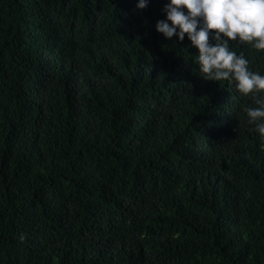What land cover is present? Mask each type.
I'll use <instances>...</instances> for the list:
<instances>
[{
    "label": "trees",
    "instance_id": "16d2710c",
    "mask_svg": "<svg viewBox=\"0 0 264 264\" xmlns=\"http://www.w3.org/2000/svg\"><path fill=\"white\" fill-rule=\"evenodd\" d=\"M166 2L0 0V264H264L258 105L156 31Z\"/></svg>",
    "mask_w": 264,
    "mask_h": 264
},
{
    "label": "clouds",
    "instance_id": "9594fccd",
    "mask_svg": "<svg viewBox=\"0 0 264 264\" xmlns=\"http://www.w3.org/2000/svg\"><path fill=\"white\" fill-rule=\"evenodd\" d=\"M149 0H138L137 9ZM156 31L174 44L185 38L197 49L194 63L205 80L228 81L242 96L251 95L258 106L244 109L247 123L264 139V75L249 67V59L232 50L239 41L264 50V0H167ZM176 37L177 40H173Z\"/></svg>",
    "mask_w": 264,
    "mask_h": 264
}]
</instances>
